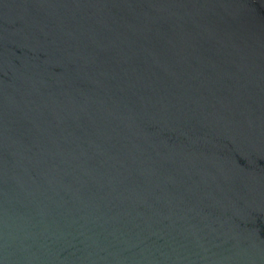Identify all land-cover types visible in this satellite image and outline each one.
<instances>
[{
  "label": "water",
  "instance_id": "95a60500",
  "mask_svg": "<svg viewBox=\"0 0 264 264\" xmlns=\"http://www.w3.org/2000/svg\"><path fill=\"white\" fill-rule=\"evenodd\" d=\"M0 264H264V0H0Z\"/></svg>",
  "mask_w": 264,
  "mask_h": 264
}]
</instances>
